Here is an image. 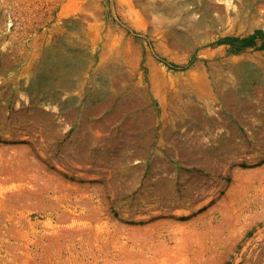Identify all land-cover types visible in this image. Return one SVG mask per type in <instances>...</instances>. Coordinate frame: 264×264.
I'll return each instance as SVG.
<instances>
[{
	"label": "rangeland",
	"instance_id": "obj_1",
	"mask_svg": "<svg viewBox=\"0 0 264 264\" xmlns=\"http://www.w3.org/2000/svg\"><path fill=\"white\" fill-rule=\"evenodd\" d=\"M0 264H264V0H0Z\"/></svg>",
	"mask_w": 264,
	"mask_h": 264
},
{
	"label": "trees",
	"instance_id": "obj_2",
	"mask_svg": "<svg viewBox=\"0 0 264 264\" xmlns=\"http://www.w3.org/2000/svg\"><path fill=\"white\" fill-rule=\"evenodd\" d=\"M260 34H261L260 31H257V32L255 33V35H253V36L251 37V39H249V40L246 41V42H245V41L242 42V41H239V40H236V41L233 40V42H234V43H235V42H240V43L242 42L241 46H243V47L246 46V45L251 46V45H254L255 39H256L257 36H259ZM193 61H194V60H193ZM193 61H192V63H193ZM192 63H191V64H192ZM168 64H169V63H168ZM191 64H190V65H191ZM169 65H170V66H173V65H171V64H169ZM174 67H175V68L186 69V67H176L175 65H174Z\"/></svg>",
	"mask_w": 264,
	"mask_h": 264
}]
</instances>
